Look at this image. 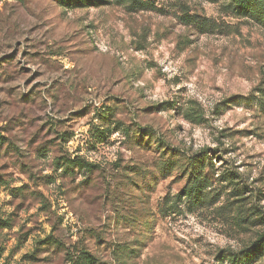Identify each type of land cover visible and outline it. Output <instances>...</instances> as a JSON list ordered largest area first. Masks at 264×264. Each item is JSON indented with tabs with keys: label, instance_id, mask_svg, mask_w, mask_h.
<instances>
[{
	"label": "rangeland",
	"instance_id": "1",
	"mask_svg": "<svg viewBox=\"0 0 264 264\" xmlns=\"http://www.w3.org/2000/svg\"><path fill=\"white\" fill-rule=\"evenodd\" d=\"M95 1L0 0V264H264V22Z\"/></svg>",
	"mask_w": 264,
	"mask_h": 264
},
{
	"label": "trees",
	"instance_id": "2",
	"mask_svg": "<svg viewBox=\"0 0 264 264\" xmlns=\"http://www.w3.org/2000/svg\"><path fill=\"white\" fill-rule=\"evenodd\" d=\"M59 3L70 7H84L87 3L93 6H96L95 0H59ZM236 9L241 11L242 13H247L251 16L256 17L258 20L264 22V0H233ZM264 93V92H262ZM263 95V94H261ZM101 135H103L101 133ZM188 161V168L185 173L186 183L182 187L179 195L182 199L189 201L195 205L203 203L207 199V189L210 188V181L206 174L203 173L204 169L209 167L210 159L207 156V153L202 151L198 154H194L186 158ZM61 167L64 171H70L74 167L77 171L87 170L80 163H74L70 160H64L62 162ZM259 246H254L251 248V253L246 255V257H250L256 255L259 250ZM81 264H96L93 259L88 256L84 257Z\"/></svg>",
	"mask_w": 264,
	"mask_h": 264
}]
</instances>
